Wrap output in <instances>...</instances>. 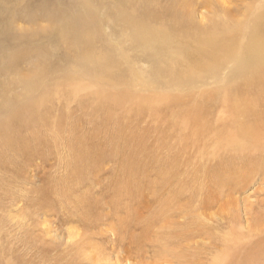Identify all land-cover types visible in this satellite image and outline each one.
<instances>
[{
    "label": "rangeland",
    "instance_id": "rangeland-1",
    "mask_svg": "<svg viewBox=\"0 0 264 264\" xmlns=\"http://www.w3.org/2000/svg\"><path fill=\"white\" fill-rule=\"evenodd\" d=\"M263 12L264 0H0V264H196L204 226L222 225L239 258L264 237V171L207 176L202 153L216 141L182 148L196 106L210 141L235 131L248 67L219 38L216 66L196 58L198 35L240 27L241 58ZM22 104L42 118L19 130ZM83 143L84 167L73 160ZM187 157L199 159L195 176ZM198 210L211 219L195 223Z\"/></svg>",
    "mask_w": 264,
    "mask_h": 264
},
{
    "label": "bare ground",
    "instance_id": "bare-ground-1",
    "mask_svg": "<svg viewBox=\"0 0 264 264\" xmlns=\"http://www.w3.org/2000/svg\"><path fill=\"white\" fill-rule=\"evenodd\" d=\"M257 26H258V30L252 33L251 36L252 38L255 39L260 31V36H259L260 41L258 40L256 42H251V45H245L241 47V50L245 54L241 58H238V50H239V46L241 45V43L237 42L239 38V30L241 29L240 27L222 26L220 29H215L217 26L212 25L209 28L214 30L213 33L204 35L203 37H201L200 34L198 35L199 43L197 46H195L194 51H193V55L196 58L200 60H205L206 58H208V61L210 58H212L214 59V63L212 65L216 66L219 56L222 53V48L216 39V38H219L222 44L224 45V47L228 50V59L235 60L236 62H239L244 66H248L244 70H239L241 77H242V82L240 84V90L242 91L241 92L242 96H241L240 102L235 99L232 100L233 112L234 114H236V118H238V119L232 118L233 120L231 119L232 121H230L232 126L235 129L233 133H231L232 131L228 129L231 133L228 136V135H225L223 131H221L218 135H214L212 137V140L210 141L209 137H206L205 134L208 133V131L210 132V130L213 128L212 127L213 124L211 122L209 124L207 121H205L209 117L207 116L205 117L204 115H207V114L199 111V108H200L199 106L194 107V111H193L194 120L199 122V125L198 127L190 130L192 131V137L190 138L191 140H190L189 146L182 147V148H184L185 150L187 148H190L192 145H194L197 142V141L193 142V140L198 137H200L199 140L202 141V143L207 144L208 146L212 145L213 140L216 141L217 144L212 147L211 149L212 151H209L210 156L207 155L208 151H205L202 153L203 155H205L203 156L204 158L209 157V159H207L209 160V162L205 163L206 169L203 170L205 171L207 176L210 173L211 174H215V173L223 174V176H226L229 180H232L233 178L228 175H231L234 172H236L237 175H239L238 173H241L242 170H244V168L252 169L253 172L258 176L260 173H262L261 172L262 170L264 171V12L257 17ZM172 56L173 57L178 56V52H175V54H172ZM181 60L182 59L180 56V62ZM178 61H179V58H178ZM190 76L196 77L195 75L192 74V71L190 73ZM95 98H108V95L100 94V91H99L95 94ZM119 101L121 102V101H129V100L123 99ZM22 105L23 107H21L20 110L13 117L15 122L19 121L16 123L17 129L19 130L25 128L26 126L35 124L36 118L38 117L36 104H28L26 106H24V104ZM190 109L193 110L192 107ZM41 118L42 117L39 115V117L37 118V121ZM105 118L107 119V122H108L109 120L114 119V114L109 112L108 115L105 116ZM22 119L24 120L22 121ZM7 123L4 124L3 122V125L1 127L2 136L3 134L7 135V132H8V129L6 128ZM127 135L129 136L127 140H129L130 138H132L133 140H136L135 136L132 137L131 134H127ZM223 137H226V141H223L224 139ZM2 138L4 139V136ZM6 140L9 143H13L15 141V138L8 136ZM84 144L85 143H83L79 147V149L77 150L78 152L74 156V159H73L75 161L74 163L77 166L81 165L82 167H84L85 166L84 164L89 162V150L87 147H84ZM198 160L199 159H197V157L195 158L187 157L185 161L182 162L181 160V164L182 166L184 164L189 166V165H192V162H194V164H196L197 166H195L196 171L192 170V174H193L192 176H195V172L199 171L198 170L199 168ZM241 167H244V168L242 169ZM247 172L249 173V171ZM216 196H219L221 199L223 198V196L221 195H216ZM207 201L211 205V201L213 203L214 202L217 203L218 199L214 197L212 200H207ZM201 214L204 215V218L206 220L211 219L210 216L198 210L196 211V213H194L195 215L194 218H196V221L194 220L195 223L199 222V220L201 221V217H202ZM254 219H256V217H254ZM195 226L197 228L202 227L201 224H198ZM255 226H258V225H255ZM222 231H224V227L222 225L218 226V223H217V225H214V226H211V225L204 226L201 229L196 230L192 234V237L194 238L198 237L204 241H207V246L205 248H198V249L195 248L196 250H195V253H194L195 255L193 258H194V261H196V264H214V261L217 262V260L219 261L222 258H228L231 256L232 253L238 256L241 243L238 242L236 244L235 242L233 245H230L229 241L227 242L225 240V234L227 235L229 232H226L223 235ZM230 231L232 235L235 233L234 232L235 230L232 228L230 229ZM234 239L236 240V238ZM195 242L197 243V241ZM258 243L260 244L258 245ZM244 244L245 243L243 242L242 247L244 248V250L242 254H240L242 250L240 251L239 253L240 258L238 256V263L237 262L236 263L237 264H257V262H259L260 264L261 262L259 260L264 256V237L259 238L253 244H250L249 242H246L245 246ZM199 254H204L205 258L203 259L202 257H198L200 256ZM236 263L232 262V264H236ZM217 264H220V263H217Z\"/></svg>",
    "mask_w": 264,
    "mask_h": 264
}]
</instances>
